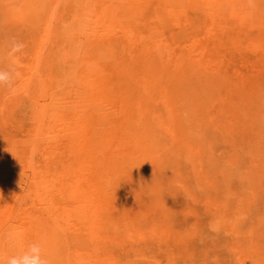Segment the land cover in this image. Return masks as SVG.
Instances as JSON below:
<instances>
[{"label": "rangeland", "instance_id": "1", "mask_svg": "<svg viewBox=\"0 0 264 264\" xmlns=\"http://www.w3.org/2000/svg\"><path fill=\"white\" fill-rule=\"evenodd\" d=\"M264 264V0H0V264Z\"/></svg>", "mask_w": 264, "mask_h": 264}, {"label": "clouds", "instance_id": "2", "mask_svg": "<svg viewBox=\"0 0 264 264\" xmlns=\"http://www.w3.org/2000/svg\"><path fill=\"white\" fill-rule=\"evenodd\" d=\"M7 264H48L42 246L33 242L22 252L7 259Z\"/></svg>", "mask_w": 264, "mask_h": 264}]
</instances>
